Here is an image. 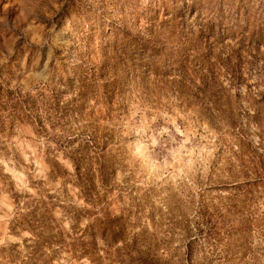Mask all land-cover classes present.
Masks as SVG:
<instances>
[{
    "label": "rangeland",
    "instance_id": "rangeland-1",
    "mask_svg": "<svg viewBox=\"0 0 264 264\" xmlns=\"http://www.w3.org/2000/svg\"><path fill=\"white\" fill-rule=\"evenodd\" d=\"M182 1L0 0V249L29 237L27 232L13 235L9 230L15 195L65 188L74 204H83L76 188L62 186L64 178H51V164L57 162L71 173V163L30 123L10 126L5 104L8 91L32 97L47 94L60 78L78 70L90 81V89L81 111L84 120L72 127L91 124L99 135L107 136V160L114 172L107 181L104 204L110 214L127 217L133 234L153 235L158 257L182 259L184 242L195 236L192 230L189 234L182 230L194 226L201 202L217 204L220 197L233 193L226 186L243 181L232 159L236 145L219 114L239 116L256 144L255 127L248 124L245 112L247 86L263 90L256 84L261 65L245 72L247 86L237 90L229 88L223 64L231 50H250L251 33L264 23V0H206L216 15L180 18L175 12ZM239 7L249 10V16H242ZM167 20L175 32L182 27L186 32L197 30L201 20L211 27V61L222 64L216 65L215 90L226 96L206 99L194 87L181 90L171 83L173 68L166 59L175 55V38L165 40L167 35L157 32L158 46L167 50L153 58L133 45L134 38L147 39L148 28ZM243 32L246 39L240 42ZM197 36L191 49L200 53L207 39ZM209 100L218 102L215 106ZM259 192L243 232L235 227L228 238L227 261L212 264H264V195ZM202 244L197 241L193 262H200Z\"/></svg>",
    "mask_w": 264,
    "mask_h": 264
},
{
    "label": "trees",
    "instance_id": "trees-1",
    "mask_svg": "<svg viewBox=\"0 0 264 264\" xmlns=\"http://www.w3.org/2000/svg\"><path fill=\"white\" fill-rule=\"evenodd\" d=\"M205 2L183 0L180 9L175 12L176 16L181 18L185 14L195 13L197 16L216 15L213 6ZM240 9L243 8L239 7V13ZM163 10L167 15V10ZM243 10L242 16H249V10ZM237 16L240 14L237 13ZM171 22L167 20L157 28L155 25L148 28V38L136 37L133 45L145 54L150 53L153 58L162 50H167L163 45L158 46L159 32L167 35L166 38L161 37L165 40L175 38V55H165L168 57L167 64L173 68L171 83L181 90L194 87L206 99L226 96L215 90L219 76L216 65L222 64L211 61V27L204 26L201 20L197 30L186 32V27H182V30L175 32ZM244 34L240 42L246 39ZM195 35L201 40L207 39L200 53L191 49ZM249 43L250 50L246 52L231 50L228 62L223 66L229 78V88L239 90L243 85L247 86L245 72L258 63L261 65L256 84L263 86V90L256 92L247 86L249 109L245 112L248 124L255 127L252 136L257 138V142L254 144L250 140L239 116L225 117L219 114V119L236 145L232 159L238 163L243 181L226 186L231 187L233 193L220 197L217 204L201 202L195 212L194 226L190 229L186 226L182 230L187 234L192 230L195 236L184 242L183 258L176 262L170 255L166 259L158 257L159 244L153 235L146 231L133 234L129 230L127 217L110 214L108 206L104 204L107 181L114 172L107 160V136L99 135L97 128L91 124H83L80 129L72 127L73 122L84 120L81 111L90 81L83 72L78 70L71 77L60 78L55 87L46 89L47 94L40 92L36 97L8 91L5 103L10 109L8 124L28 122L37 134L55 145L56 151L61 152L71 163L73 171L69 173L54 162L51 164V178H64L62 186L69 184L76 188L78 199L83 204H74L65 188L53 193L39 188L35 195H15L13 200L16 209L9 230L13 235L27 232L29 237L20 243L2 247L0 264H68L83 260L90 264H212L214 260L227 261L230 246L228 238L235 227L243 232L246 216L250 214L256 194L260 191L264 195V51L261 50L264 23L257 32L251 33ZM243 53L246 56H242ZM231 61L237 64L231 66ZM224 92L227 93L226 90ZM209 102L216 106L218 100ZM200 239L203 242L200 246L202 257L196 263L192 256Z\"/></svg>",
    "mask_w": 264,
    "mask_h": 264
}]
</instances>
